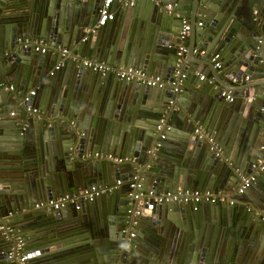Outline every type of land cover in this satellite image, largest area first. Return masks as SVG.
Here are the masks:
<instances>
[{
  "label": "water",
  "instance_id": "obj_1",
  "mask_svg": "<svg viewBox=\"0 0 264 264\" xmlns=\"http://www.w3.org/2000/svg\"><path fill=\"white\" fill-rule=\"evenodd\" d=\"M98 3L0 0V80L13 86L0 93V128H7L4 140L12 144L0 145V225L14 226L26 264H264V171L235 195L246 200L244 212L234 204L193 209L178 201L135 199L128 193L137 189L127 186L135 177L142 192L199 189L225 197L239 182L228 162L246 174L262 156L264 0H146L123 7L114 20L87 33ZM167 3L174 6L166 10ZM133 9L136 14L127 19ZM183 18L190 25L188 42L184 54L176 55ZM18 39L137 67L167 84L98 79L70 61L63 62L70 68L48 75L58 58L43 60L32 44L22 47ZM195 47L204 53L194 56ZM214 52L220 69L210 60ZM37 84L38 97L22 102L26 89ZM222 91L232 100H224ZM36 100L39 111H27ZM223 108L219 125L236 124L238 131L211 134L222 150L219 157L204 136L192 132L196 121L209 129ZM95 151L132 161L83 156ZM117 179V192H104L77 210L33 207L40 199ZM13 241L0 234V264H11L2 252Z\"/></svg>",
  "mask_w": 264,
  "mask_h": 264
},
{
  "label": "built area",
  "instance_id": "obj_2",
  "mask_svg": "<svg viewBox=\"0 0 264 264\" xmlns=\"http://www.w3.org/2000/svg\"><path fill=\"white\" fill-rule=\"evenodd\" d=\"M136 0H117L119 7L123 8L126 6H132ZM113 0H99L98 7L96 10V17L90 29H88V33L94 32L99 27L103 26L106 21L113 19V12L110 9L111 3ZM174 4L167 3L164 5L166 10H170ZM200 25V22L196 23ZM190 25L185 18L182 19L180 28L177 32V38L180 42H182L189 31ZM19 42L22 43V47L26 45L32 44V50L38 52L40 54H52L56 56L57 61L48 69L47 74L52 75L56 70L60 69L63 65L64 61H70L77 67H82L84 69L90 70L92 72L97 73L101 77L106 75H113L119 79H123L125 81H135L146 86H157L163 87L167 84L160 76L154 74H148L144 72L142 69L133 67V66H114L102 61H97L91 58L80 57L77 53L72 52V50L68 49L65 46L61 45H52L50 43H44L41 41L38 42H29L27 39H18ZM185 51V47L181 44L177 46V55H180ZM193 53H198L202 55L203 50L192 49ZM210 60L213 62V67L220 69L221 61L220 54L218 52H214L210 56ZM202 76H199V79H202ZM246 78V77H245ZM234 80V79H233ZM172 84V83H171ZM13 86L11 84H6L2 80H0V93L2 91H11ZM35 89H30L26 91L25 95L22 98V102L28 100L29 96H33L35 94ZM222 97L226 101H231L232 96L224 91L221 92ZM27 111L38 112L37 107L26 106ZM264 117V107L261 108ZM9 114H13L12 111ZM158 128V126H157ZM200 127H196L195 131H199ZM162 137V135H161ZM207 139V138H206ZM208 142L210 144V149L214 151L216 156L221 155L222 150L218 146V144L214 143L210 137H208ZM260 149H262L263 153L261 157L255 158L254 161L249 163L247 166L248 173L243 174L237 167L234 165L231 166V169L236 173L238 177V186L233 189L234 195L242 193V191L247 188L252 182L255 180L257 174L264 171V139L260 144ZM83 156H91L95 159L100 160H108L114 163H124L130 161L127 156H116L110 152H98L95 151L92 154L85 153ZM122 181L117 179L111 185H90L88 187H80L71 192H65L61 195H57L55 197H51L44 200H39L33 204V207L38 208H46L57 210L64 206H72L74 209H79L83 202H92L97 196L104 192H109L111 190L117 189L121 185ZM127 186L131 189H137L136 192H129V196H133L135 199L140 197H151L152 201L155 203L160 202H171L178 201L184 204H190L193 209H196L198 205L201 203H223L224 201L227 204L232 205L234 203V197L232 198H224V196L214 193L210 190H199V189H179V190H166L155 192L152 189H149L146 192H142L138 188H140V182L133 177L128 181ZM137 213V212H135ZM0 234L5 239L14 240L10 242V246L8 251L2 252L3 259L8 260L11 264H26L25 255L22 252L23 241L19 235L15 233L14 227L9 224H1L0 225ZM133 233H129V236H132ZM204 264V263H202Z\"/></svg>",
  "mask_w": 264,
  "mask_h": 264
},
{
  "label": "crops",
  "instance_id": "obj_3",
  "mask_svg": "<svg viewBox=\"0 0 264 264\" xmlns=\"http://www.w3.org/2000/svg\"><path fill=\"white\" fill-rule=\"evenodd\" d=\"M143 1H146V0H136L135 1V3L133 4V6L135 5V4H139V2H143ZM110 9L112 10V12H113V19L112 20H114L115 19V16H116V13L118 12H120L121 11V7H119V4H118V2H117V0H113V2H112V4H111V6H110ZM138 12L140 13L141 12V10L140 11H137V14H138ZM134 14H136V9H133V13H131L130 15H129V17H127V19H132V17L131 16H133ZM139 16V15H138ZM130 21H133V20H130ZM87 31V33H88V30H86ZM187 36H186V38L182 41V42H180L179 44H181V45H183L184 47H185V50H186V45H187ZM178 44V45H179ZM54 45H59V44H54ZM194 49H196V50H201V49H198V48H194ZM176 52H177V50H176ZM185 52V51H184ZM184 52L183 53H181L182 55L184 54ZM180 54V55H181ZM192 54L194 55V56H196V55H199L198 53H193L192 52ZM79 55V54H78ZM176 55H177V53H176ZM43 56H45V57H43V60L46 58V59H49L51 56H52V54H43ZM80 56V55H79ZM80 57H84V56H80ZM86 58H91V57H86ZM91 59H93V58H91ZM187 59H191V56H189ZM95 60V59H94ZM102 62H104V61H102ZM55 63V62H54ZM104 63H106V62H104ZM107 64H109V63H107ZM110 65H114V66H117V65H115V64H110ZM69 67L70 68V65L69 64H67V65H63L62 67H60V69L59 70H63L64 69V67ZM48 69H50V68H48ZM53 74H55V72L53 73ZM157 75V74H156ZM96 76H97V78L98 79H100V78H104V77H101L100 75H98L97 73H96ZM30 89H35L36 90V92H35V94L33 95V96H37L38 97V95H39V91H40V84H37V85H35V86H31V87H28L27 89H26V91H28V90H30ZM37 97H36V99H37ZM224 99V98H223ZM6 100H7V102H12V96H8V97H6ZM225 100V99H224ZM189 102V99H185V104L187 105V103ZM146 103H148V104H159L158 102H155L154 100H151V99H149V100H146ZM34 106L35 107H37L38 108V106H39V102L36 100L35 102H34ZM226 113V108H223V109H221L219 112H218V114L216 115V121L215 122H211V124H210V126H209V129H206V128H204L200 123H199V121L197 122H195V124H196V127H200V130L199 131H195V128H194V130H193V134H196V135H198L199 137L200 136H204L205 138H207L208 139V137H210L211 138V140L215 143V140H214V138H213V136L212 135H217V133H219L221 130L223 131V132H227V133H229L230 135H232V136H234V133L235 132H237L238 131V126L235 124V125H232L231 127H228V128H226V127H224V126H221V125H219V123H218V121H222V120H224L223 119V114H225ZM163 121V117L162 118H160V122H159V124H157L155 127H156V129H159V128H161V122ZM139 124H141V123H139ZM157 126H158V128H157ZM225 128V129H224ZM4 131H7V128H4V126H2L1 128H0V145L1 146H12V144L9 142V141H5L4 140V138H6L7 136H5L4 135ZM175 132H179V130H177V129H175ZM212 134V135H211ZM240 137H238L237 139H240L241 138V135H239ZM232 142V141H231ZM236 142H237V140H236ZM217 144V143H216ZM210 148V147H209ZM231 148H232V150L233 151H237V147H236V145L234 146L233 145V143L231 144ZM111 153V152H110ZM115 155V154H114ZM116 156H118V155H116ZM129 159H130V161H132V158H130L129 157ZM228 165H229V167H231L232 165H234L231 161L230 162H228ZM247 169V168H246ZM231 170V176H237L236 175V173L232 170V169H230ZM241 171V170H240ZM235 174V175H234ZM238 178V177H237ZM120 189V187H118L117 189H116V191L115 192H117L118 190ZM211 191V190H210ZM233 193V188H230L228 191H227V193H226V196L224 197L225 199L227 198H232V197H234V205L233 206H236L235 208H237V209H239L240 211H242V212H244L245 210H248V206L246 205V200H243V199H239V197H236L234 194H232ZM217 194H219V195H223V194H221V192H217ZM41 200H44V199H40V201ZM113 200L112 199H110V202H109V205L111 206V204H113ZM205 203H201L200 205H198V208H201V206H203ZM219 204H221V206H223V207H225V208H229L230 209V207H231V205L230 204H227L225 201L223 202V203H219ZM204 206H206V205H204ZM197 208V209H198ZM106 216H107V214H106ZM7 222H8V220H7ZM5 224H7V223H5ZM9 225H11V224H9ZM12 226V225H11ZM14 227V226H13ZM114 228V227H113ZM123 229H125V228H123ZM132 230L131 231H133V226H132V228H131ZM14 230H15V228H14ZM114 230V232H118L119 233V229L117 228V229H113ZM112 230V231H113ZM121 231H123L122 229H121ZM15 233H16V230H15ZM130 233H133V232H130ZM18 235V234H17ZM5 239V238H4ZM8 240V239H7ZM24 250H23V248H22V252H23Z\"/></svg>",
  "mask_w": 264,
  "mask_h": 264
}]
</instances>
